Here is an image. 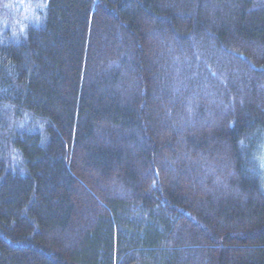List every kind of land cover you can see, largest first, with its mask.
Masks as SVG:
<instances>
[{"label":"trees","instance_id":"16d2710c","mask_svg":"<svg viewBox=\"0 0 264 264\" xmlns=\"http://www.w3.org/2000/svg\"><path fill=\"white\" fill-rule=\"evenodd\" d=\"M264 0H0V264H264Z\"/></svg>","mask_w":264,"mask_h":264},{"label":"rangeland","instance_id":"374dc122","mask_svg":"<svg viewBox=\"0 0 264 264\" xmlns=\"http://www.w3.org/2000/svg\"><path fill=\"white\" fill-rule=\"evenodd\" d=\"M261 163H262V174H263V179H264V146L262 147L261 150Z\"/></svg>","mask_w":264,"mask_h":264}]
</instances>
